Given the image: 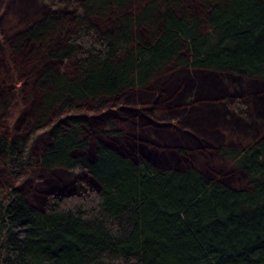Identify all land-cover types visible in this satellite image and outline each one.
Instances as JSON below:
<instances>
[{
    "label": "trees",
    "instance_id": "1",
    "mask_svg": "<svg viewBox=\"0 0 264 264\" xmlns=\"http://www.w3.org/2000/svg\"><path fill=\"white\" fill-rule=\"evenodd\" d=\"M12 9L22 20L6 48L22 59L33 101L20 134L24 82L0 56V264H264V131L215 146L243 174L228 184L194 165H160L151 149L110 145L122 137L114 122L91 141L83 114L158 91L176 70L255 79L264 90V0H15ZM184 93L165 106L189 107ZM224 114L204 111L201 121L227 123ZM38 167L86 181L34 203L18 182Z\"/></svg>",
    "mask_w": 264,
    "mask_h": 264
},
{
    "label": "rangeland",
    "instance_id": "2",
    "mask_svg": "<svg viewBox=\"0 0 264 264\" xmlns=\"http://www.w3.org/2000/svg\"><path fill=\"white\" fill-rule=\"evenodd\" d=\"M14 2L15 0H0V56H2L5 71L14 69L13 72H17V78L24 82L22 89L24 107L16 124V130L23 134L26 126H29L23 113L32 104L33 91L29 90L31 83L25 76L29 73L23 65L22 59L16 56L17 54L10 53L6 48L7 39L15 35V25L19 19L22 20L12 9ZM171 72L170 75L161 80V87L158 91L156 90L158 86L155 85L150 93L147 90L146 92L133 91V93L121 94L100 111L93 108L84 109L83 114L87 117L84 132L93 141L94 138L101 136L100 130L110 128L111 123L114 122L113 126L120 130L122 137L116 140L106 139L110 145L118 144L117 146L124 151H132V146L136 145L141 151L147 150L144 152L148 154H150L149 150L151 149L159 154L153 157L155 162L160 165L177 167L194 165L207 174L224 178L223 181L228 184H237L239 180L242 182L244 177L241 170L219 155L215 146L221 144L237 146L251 139L259 138L263 134L264 107L262 108L260 98L264 94V90L257 89L256 83L251 82L255 79L230 78L219 74H213L211 77L204 71L186 70L184 76L180 70ZM195 75L200 79H197ZM25 81L28 86H26ZM187 81L190 82V85L184 90L183 84H186ZM205 81L211 85L213 94H201V91L199 92V90L205 89L203 86ZM232 83L233 89L229 85ZM252 84L254 87L249 89L253 86ZM170 85H172L170 90H166ZM192 90L193 96H191ZM225 90H228L230 94H225ZM184 91L185 104L192 97L189 107L187 105L173 108L172 106H165V98L170 97L173 93H183ZM242 91H248L251 95L243 92L242 97H239ZM232 99L233 101H231ZM172 101L174 102V99ZM228 101L238 105V109L229 106ZM17 106V104L13 106V112ZM217 109L223 110L227 123L226 121L223 123L216 121L212 125L202 123L201 117L204 111L214 113ZM202 125V129H200L199 126ZM189 126L192 129H189ZM208 131L211 132V138H208L207 141H197L192 137V135L200 137L201 133L208 134ZM133 138H141L142 140L136 139L135 142ZM147 138L150 139V142L160 143V145L157 144L159 149H155L151 145L148 147L145 144ZM181 140H186L187 145L183 147ZM42 143L43 141L38 137L33 143V147ZM128 144L130 149H125ZM181 147L186 150L183 156L177 152ZM85 177L82 172L64 169L47 170L44 167H38L30 175L22 177L18 185L27 198L34 203L41 204L50 193L64 190L67 185L68 190L81 188L82 184H85ZM67 180H70L68 184H61L56 189H52L49 185L50 182L55 181L54 183L58 184Z\"/></svg>",
    "mask_w": 264,
    "mask_h": 264
}]
</instances>
